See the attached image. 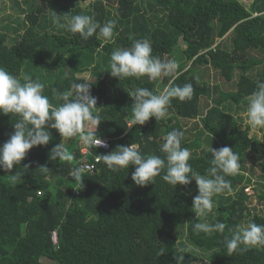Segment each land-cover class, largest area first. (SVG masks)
Wrapping results in <instances>:
<instances>
[{"label": "trees", "instance_id": "16d2710c", "mask_svg": "<svg viewBox=\"0 0 264 264\" xmlns=\"http://www.w3.org/2000/svg\"><path fill=\"white\" fill-rule=\"evenodd\" d=\"M6 1L15 11L17 27L11 45L3 32L9 26L0 27V67L19 77H38L54 105L59 102L53 88L66 91L70 82H86L77 75L91 73V94L104 119L97 135L108 148L82 154L78 137L64 140L49 128L48 145L30 149L10 172L0 170V264H177L179 256L182 264H196L195 251L177 253L182 229L192 247L209 253L205 264H264V248L229 255L219 234L193 233L192 223L199 222L192 209L194 180L173 189L157 177L155 184L140 187L131 180L133 166L113 172L95 158L130 143L138 144L144 155L163 158V137L177 129L184 132L181 146L191 150L193 169L204 174L212 158L208 147L228 146L240 153L241 169L227 178L233 194L214 197L215 218L229 226L249 220L264 224V211L249 205L254 195L264 208V129L251 132L248 124L242 129L236 115L245 113L247 96L264 79V0H252L248 7L241 0H115L114 7L110 0ZM5 5L0 0V11ZM51 11L94 15L101 25L116 19L114 42H105L99 30L86 42L79 34L57 30ZM144 37L151 40L153 55L180 62L174 82L191 83L194 92L189 100L174 99L164 120L150 118L129 128L133 101L127 93L137 87L162 90L172 79L118 80L110 75L111 52L129 47L130 38ZM195 120L190 134L186 124ZM14 122L10 115H0V145L9 139ZM59 143L73 154V161L50 158ZM43 165L52 175L39 172ZM76 166L83 168L84 188L78 191L72 190L78 184L69 175ZM255 172L261 181L257 188ZM16 173H22L21 183L14 187L7 176ZM209 218L213 222V214ZM161 246L166 252L158 256Z\"/></svg>", "mask_w": 264, "mask_h": 264}, {"label": "clouds", "instance_id": "9594fccd", "mask_svg": "<svg viewBox=\"0 0 264 264\" xmlns=\"http://www.w3.org/2000/svg\"><path fill=\"white\" fill-rule=\"evenodd\" d=\"M51 13L55 29L79 34L82 42H86L97 30L105 42H114L117 34L114 31L117 29L116 19L101 25L94 15ZM130 39L132 42L129 47L118 46L110 54L108 72L112 77L118 80H139L147 77L153 82H159L164 77L172 79L162 90L159 86L155 90L137 87L127 93L133 101L129 128L143 125L150 118L164 120L174 99L181 102L189 100L194 92L191 83L175 84L176 73L180 67V62L175 57L165 60L153 55L152 42L148 37ZM65 78L67 79V74ZM90 86L88 82H70L66 91L53 88V98L59 102L54 105L49 96L44 94L45 84L38 77L33 78L29 74L19 77L0 67V115L15 118V122L11 123L12 134L0 145V170L10 172L14 165H20L30 149L48 145L52 140L49 128L54 129L64 140L78 137L79 142L89 151L97 147H107L105 140L97 135V127L104 119L98 114L97 98L91 94ZM246 99L247 124L253 129L264 128V79L256 82L255 89ZM207 134L212 137L209 131ZM183 137L184 132L181 130L167 132L159 148L163 158L142 154L136 143L118 145L115 150L104 155H95V158L113 172L133 166L131 180L140 187L155 184L157 177L173 189L177 185H188L194 180L198 194L193 197L192 209L199 222L192 223L193 233L219 234L222 237L220 243L229 255L242 253L250 248H264V224L249 220L246 224L229 226L217 220L213 213L216 207L215 196L233 194L232 183L227 178L240 172V153L228 146L219 149L209 146L207 150L212 158L206 172L200 174L189 162L191 150L181 146ZM205 146L206 144H201L202 148ZM50 158L61 162L74 160L73 154L62 143L51 149ZM27 169L28 165H25L23 170ZM38 170L42 175H52L47 165L38 167ZM21 174L7 176L9 184L15 187L21 183ZM69 175L78 184V189L72 190H82L83 168L76 166L70 170ZM210 214H213V222H208ZM165 252L166 249L161 246L157 255L161 256ZM182 261L183 256L176 258L177 264H182Z\"/></svg>", "mask_w": 264, "mask_h": 264}, {"label": "rangeland", "instance_id": "374dc122", "mask_svg": "<svg viewBox=\"0 0 264 264\" xmlns=\"http://www.w3.org/2000/svg\"><path fill=\"white\" fill-rule=\"evenodd\" d=\"M59 2H60V0H59ZM115 0H110L109 2H108V4L109 5H113V7L115 6ZM241 2L245 5V7H248L250 4H251V2H252V0H241ZM5 3H6V8L5 9H3V11H0V27H8L9 26V28H7V29H3V32L5 33V34H7L8 35V45H11V44H13L12 42H11V37H14L15 35H16V33H13V31H12V29H14V28H16L17 26L15 25V17H16V14H15V11L14 10H12L10 7H9V4H8V2L5 0ZM62 3H63V0H62ZM83 3H84V1H83ZM8 5V6H7ZM21 30L22 29H18V32L17 33H21ZM172 58H173V56H172ZM167 59H169V58H167ZM78 77H80V78H82V79H84L86 82H88V83H90V84H92V83H94L95 82V78L93 77V75L91 74V73H89V72H85V73H82V74H79V75H77ZM210 79H212V78H210ZM202 100H204V102H205V98L203 97L202 98ZM242 107L244 108V110H245V113H246V108H247V106L246 105H242ZM245 113H242V112H238V113H236V115L238 116V117H240V119L242 120V124H241V128L243 129L244 128V125L245 124H247V118H246V115H245ZM194 124H197V121L195 120V121H192V123L191 122H187V124H186V128H188L189 129V131H190V134H192L195 130L193 129V125ZM199 126V125H198ZM252 128V127H251ZM197 129H199V127L197 128ZM259 129H264V128H258V129H253L252 128V130H251V132H256V133H258V130ZM247 164H248V166L250 165V163H249V160H247ZM251 167V166H250ZM255 174V181H256V184H254V186H255V188H257V186L259 185V184H261V181H260V179L258 178V173L257 172H255L254 173ZM257 190H260V188L258 187V189ZM198 193H197V190L195 191V195H197ZM215 201V200H214ZM249 205H250V207H252V208H254V209H256V210H258V211H264V208L262 207V206H260L257 202H256V199L254 198V195L253 196H250V201H249ZM208 222L210 221V218H209V216H208ZM189 250V251H195L196 253H197V256H198V258H199V261L196 263V264H205L206 262H207V260H208V256H209V253H206V252H203V251H199V250H196L194 247H192L191 246V244L188 242V240H187V236H186V233H185V229H182V230H180L179 231V241H178V245H177V253L179 254V255H181V254H183L186 250Z\"/></svg>", "mask_w": 264, "mask_h": 264}, {"label": "built area", "instance_id": "2783aa9c", "mask_svg": "<svg viewBox=\"0 0 264 264\" xmlns=\"http://www.w3.org/2000/svg\"><path fill=\"white\" fill-rule=\"evenodd\" d=\"M105 142H106V144H107V147H97V148H102V149H106V148H108V143H107L106 140H105ZM79 144H80V146L82 147V149H81V153H82V154H87V153L89 152V150H87L86 147H85L84 145H82L81 143H79Z\"/></svg>", "mask_w": 264, "mask_h": 264}]
</instances>
